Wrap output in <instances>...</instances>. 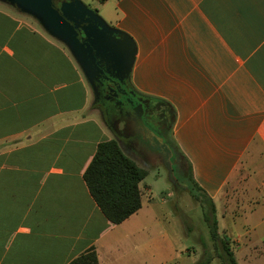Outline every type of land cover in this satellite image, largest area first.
<instances>
[{
    "label": "crops",
    "instance_id": "0c3cea01",
    "mask_svg": "<svg viewBox=\"0 0 264 264\" xmlns=\"http://www.w3.org/2000/svg\"><path fill=\"white\" fill-rule=\"evenodd\" d=\"M80 1L131 38V86L171 109L173 145L220 236L264 264V0ZM91 105L64 44L0 0V264H69L89 248L97 264L181 256L140 187L118 224L90 197L82 173L96 143L115 139Z\"/></svg>",
    "mask_w": 264,
    "mask_h": 264
},
{
    "label": "rangeland",
    "instance_id": "374dc122",
    "mask_svg": "<svg viewBox=\"0 0 264 264\" xmlns=\"http://www.w3.org/2000/svg\"><path fill=\"white\" fill-rule=\"evenodd\" d=\"M123 80H125L127 88L132 92H136L129 82L128 75ZM87 83L91 88L92 110L97 114L106 133L113 136L114 134H112L107 120L110 115L108 107H106L108 101L101 95L97 97L93 94V85L88 80ZM155 101L157 104H161L166 118L169 119L168 122L171 123L172 112L169 106L163 101ZM150 133L152 135H150V138L147 137L148 141L132 133H126L129 134L125 137L126 141L131 142L136 148L138 146L141 152L137 150L138 148L135 149L129 146H124V148L122 144L121 146L132 157L138 159V163L144 166L142 167L146 170V175L139 182L142 194L149 197L150 208L153 209L156 215L161 217L160 225L170 231L175 239V249L182 251L181 256L178 255L179 259H174L169 264H194L202 258H209L210 264H220L212 247L207 227L202 219L199 202L190 195L191 193L196 194V191L192 188L189 178L184 172L185 163L179 157L171 136L168 133L164 136H156L152 131ZM154 136L156 141H153ZM162 141L167 142L168 146L161 145ZM143 187L145 190H143ZM189 190H191V193H189ZM142 198L144 201L147 200L144 195ZM161 232L162 228H157V238L163 235ZM243 250H233L237 264H247L243 258L245 253Z\"/></svg>",
    "mask_w": 264,
    "mask_h": 264
},
{
    "label": "trees",
    "instance_id": "16d2710c",
    "mask_svg": "<svg viewBox=\"0 0 264 264\" xmlns=\"http://www.w3.org/2000/svg\"><path fill=\"white\" fill-rule=\"evenodd\" d=\"M178 155L184 161L183 169L190 179L189 163L179 152ZM145 175L146 170L129 158L115 139L110 138L96 143L91 159L82 173V179L101 214L109 222L118 224L139 209V182ZM191 185L196 194H192L191 190L189 193L199 202L202 219L220 264H237L229 241L218 232L212 201L200 189ZM69 264H97L93 248L73 258ZM194 264H210V259L202 258Z\"/></svg>",
    "mask_w": 264,
    "mask_h": 264
},
{
    "label": "water",
    "instance_id": "95a60500",
    "mask_svg": "<svg viewBox=\"0 0 264 264\" xmlns=\"http://www.w3.org/2000/svg\"><path fill=\"white\" fill-rule=\"evenodd\" d=\"M11 1L35 17L47 33L69 49L91 85L104 72L118 81L128 75L135 53L133 41L107 25L80 0ZM99 62L107 63L108 67L103 71Z\"/></svg>",
    "mask_w": 264,
    "mask_h": 264
},
{
    "label": "flooded vegetation",
    "instance_id": "af4514ba",
    "mask_svg": "<svg viewBox=\"0 0 264 264\" xmlns=\"http://www.w3.org/2000/svg\"><path fill=\"white\" fill-rule=\"evenodd\" d=\"M99 67L104 71L108 64L99 62ZM92 91L97 97L101 95L108 101L106 107L110 113L107 119L110 130L123 147L138 148L137 150L141 152L138 146L136 148L131 142L126 141L125 137L129 135L126 133H132L145 141L152 135L150 131L156 136H164L167 133L171 136V123L168 122L169 119L166 118L161 104L147 96L132 92L126 87L125 80L118 81L104 72L94 82ZM153 139L156 141L155 136ZM160 144L168 146L164 141Z\"/></svg>",
    "mask_w": 264,
    "mask_h": 264
}]
</instances>
